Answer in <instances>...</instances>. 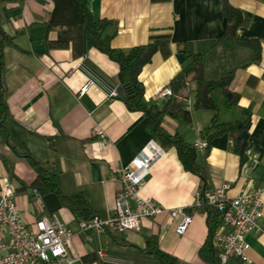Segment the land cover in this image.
Listing matches in <instances>:
<instances>
[{"label":"crops","instance_id":"obj_1","mask_svg":"<svg viewBox=\"0 0 264 264\" xmlns=\"http://www.w3.org/2000/svg\"><path fill=\"white\" fill-rule=\"evenodd\" d=\"M229 1L243 14L236 35L262 40L260 60L237 68L229 83L228 95L236 94L237 102L227 106V94L221 88L212 91L218 122L241 121L246 118L244 109L249 111L245 161L239 163L233 135L224 132L208 138L203 133L213 123L209 108L191 109L188 119L164 115L162 125L188 143L205 139L206 153L197 149L196 161L205 168L208 188L227 181L228 194L234 195L249 180L255 185L264 183V0ZM54 5V0H0V27L11 38L4 44L2 56L7 111L6 135L0 131V176L11 180L23 217L32 222L39 216L33 185L44 184V180L16 148L47 170H58L64 193L83 191L90 203L91 215L85 217L64 204L55 191L41 195L44 209L73 231L68 250L78 259L61 264H157L153 253L144 249L149 235L156 237L162 250L180 260L205 264L198 251L209 229L206 209L193 212L183 234L175 231L177 218L166 211L192 204L201 187L200 176L184 167L174 145L158 143L142 111L129 109L123 99L109 94L118 86V63L95 47L81 52L77 23L48 21ZM86 5L95 16L117 21L111 39L115 47L127 49L146 42L151 32L170 33L169 48L156 51L138 75L149 102L166 98L157 91L168 87L186 62L177 50L178 42L190 41L195 50H203L225 29L222 0H86ZM85 83L87 88L80 92ZM97 128L107 135L105 147L100 145ZM151 142L163 151L139 192L151 196L165 210L143 217L139 229H112L105 220L122 188L115 169L129 166ZM98 221L101 224H95ZM260 223L264 226V211ZM217 228L229 229L221 224ZM246 240L245 262L264 264V232L250 231Z\"/></svg>","mask_w":264,"mask_h":264},{"label":"trees","instance_id":"obj_2","mask_svg":"<svg viewBox=\"0 0 264 264\" xmlns=\"http://www.w3.org/2000/svg\"><path fill=\"white\" fill-rule=\"evenodd\" d=\"M54 8L48 21H70L77 23L81 52L95 47L106 53L119 65L116 96L123 99L129 109L140 110L147 117V125L162 147L174 145L185 168L197 173L201 180L200 191L208 189L205 168L196 161L197 148L193 143L183 141L176 133L168 132L162 125L164 115L176 119H188L193 108H209L213 111V123L203 133L210 138L213 135L227 132L234 136V150L239 154V163L246 159L245 143L238 142L235 135L246 130L249 111L244 109L246 118L238 122H218L216 115L218 105L212 91L221 88L227 98L225 104L231 106L237 102V95L230 93L229 83L237 68L245 67L251 62H258L262 53V40L259 37L239 38L236 29L243 23L242 11L229 0H222V12L225 16V29L222 35L211 38L203 50H195L192 42L181 41L177 50L182 52L186 62L171 77L167 86L171 94L161 102H149L144 98V84L138 75L142 67L148 63L158 50H167L170 44V33L164 31L151 32L147 41L130 46L127 49L115 47L111 39L117 31V21L95 16L87 7L86 0H54ZM11 38L0 27V131L6 135L5 114L6 103L3 99L1 82L3 46ZM192 94L191 109L186 108V99ZM16 150L37 167L44 184L33 185L42 195L55 191L61 201L74 212L88 217L91 215L90 203L83 191L64 193L59 186V171H49L38 163L29 153ZM206 153V150H205ZM207 212L208 234L199 248V256L205 264H222L218 255L220 247L212 242L216 227L221 217L216 208L204 206ZM144 249L153 253L157 264H188L177 256L162 250L154 235L146 237ZM227 264H250L238 256L229 258Z\"/></svg>","mask_w":264,"mask_h":264},{"label":"built area","instance_id":"obj_3","mask_svg":"<svg viewBox=\"0 0 264 264\" xmlns=\"http://www.w3.org/2000/svg\"><path fill=\"white\" fill-rule=\"evenodd\" d=\"M88 83L81 86L80 92ZM161 96L171 94L169 87L157 91ZM109 94H116L110 89ZM191 96L186 99V108L191 109ZM101 147L107 143V135L101 128L96 129ZM194 146L204 152L207 148L205 139H197ZM155 146V145H154ZM159 145L149 143L138 152L129 166L115 169L121 182V191L116 197L112 214L105 220L110 228L118 231L139 229L141 219L155 216L164 211L151 196H143L140 189L145 183L154 160L162 153ZM230 183L222 182L203 192H195L194 201L189 206H175L166 211L172 218H177L175 231L183 234L193 219V212L204 206L216 208L221 217V225L227 231L215 229L213 243L220 247L218 253L222 264H227L232 256L247 261L249 242L246 234L250 231L264 232L260 223L264 211V183L255 185L249 180L234 195L228 194ZM35 207L39 216L32 222L23 217L14 198V186L7 175L0 176V264H61L62 261L74 262L78 256L69 253L68 244L72 229L55 213L44 209L41 194L33 188ZM95 224H101L99 221ZM102 255V251L98 250Z\"/></svg>","mask_w":264,"mask_h":264},{"label":"water","instance_id":"obj_4","mask_svg":"<svg viewBox=\"0 0 264 264\" xmlns=\"http://www.w3.org/2000/svg\"><path fill=\"white\" fill-rule=\"evenodd\" d=\"M247 139V131L246 130H242L241 132H239L237 134L236 140L238 142H241L242 144H244L246 142Z\"/></svg>","mask_w":264,"mask_h":264}]
</instances>
